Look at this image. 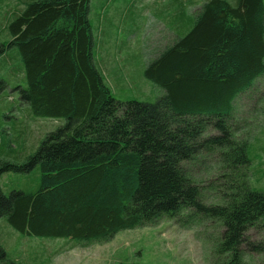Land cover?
<instances>
[{
	"label": "trees",
	"instance_id": "1",
	"mask_svg": "<svg viewBox=\"0 0 264 264\" xmlns=\"http://www.w3.org/2000/svg\"><path fill=\"white\" fill-rule=\"evenodd\" d=\"M190 1L195 9L161 8L177 35L145 68L162 92L155 102L114 97L94 58L91 0H22L12 20L0 15V95L18 84L23 110L16 138L37 118L60 123L24 162L0 163V218L84 247L166 221L212 223L213 264L264 253L250 236L264 230V191L251 185L249 141L233 123L264 76V0ZM36 166L34 189L3 192L4 172ZM0 264L22 263L0 243Z\"/></svg>",
	"mask_w": 264,
	"mask_h": 264
},
{
	"label": "rangeland",
	"instance_id": "2",
	"mask_svg": "<svg viewBox=\"0 0 264 264\" xmlns=\"http://www.w3.org/2000/svg\"><path fill=\"white\" fill-rule=\"evenodd\" d=\"M21 1L0 0V15H7L12 6L21 7ZM169 2L91 0L94 58L117 99L155 102L161 96L160 89L145 76V68L174 36L175 29L167 26L162 12ZM7 16L6 22L13 19ZM5 27L0 24V39L8 41ZM2 75L9 78L6 72ZM15 86L0 95V163L24 162L60 124L54 118H37L36 127L30 125L29 137L16 138L19 131L13 124L22 119L23 110L19 114L17 91L12 93ZM236 116L233 123L249 141L251 185L264 191V76L240 97ZM40 174L38 166L30 172L6 171L1 176L3 192L30 191L38 185ZM216 230L212 223L180 227L166 221L121 230L106 243L84 247L66 238L22 234L1 217L0 243L9 259L22 264H213L214 253L209 259ZM250 236L254 242H263L264 230L252 229ZM248 260L252 262L246 264H264V253L255 252Z\"/></svg>",
	"mask_w": 264,
	"mask_h": 264
},
{
	"label": "crops",
	"instance_id": "3",
	"mask_svg": "<svg viewBox=\"0 0 264 264\" xmlns=\"http://www.w3.org/2000/svg\"><path fill=\"white\" fill-rule=\"evenodd\" d=\"M186 4H189L190 6H194V5L191 3L190 0H185L184 6H185ZM197 5H198V4H197ZM197 5L194 6V9L197 7ZM176 35H177V32L174 31V36H172L171 40H172ZM171 40H170V41H171ZM167 42H168V41H167Z\"/></svg>",
	"mask_w": 264,
	"mask_h": 264
}]
</instances>
